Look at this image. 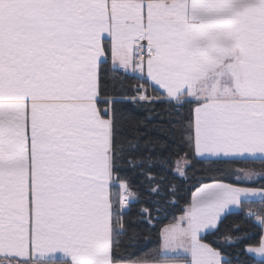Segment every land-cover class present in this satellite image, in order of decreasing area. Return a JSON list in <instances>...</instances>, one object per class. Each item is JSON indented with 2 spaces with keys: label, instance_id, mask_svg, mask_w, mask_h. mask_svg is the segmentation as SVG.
Masks as SVG:
<instances>
[{
  "label": "snow or ice",
  "instance_id": "obj_1",
  "mask_svg": "<svg viewBox=\"0 0 264 264\" xmlns=\"http://www.w3.org/2000/svg\"><path fill=\"white\" fill-rule=\"evenodd\" d=\"M235 161L264 164V0H0V264H144L192 178L154 264H248L264 173Z\"/></svg>",
  "mask_w": 264,
  "mask_h": 264
},
{
  "label": "trees",
  "instance_id": "obj_2",
  "mask_svg": "<svg viewBox=\"0 0 264 264\" xmlns=\"http://www.w3.org/2000/svg\"><path fill=\"white\" fill-rule=\"evenodd\" d=\"M144 83L143 81H137L135 79H129L128 87L135 88L138 84ZM149 94L156 95L158 93L153 92L152 89H148ZM157 109L161 108V105L156 106ZM139 115H144V113H138ZM153 124H160L162 121L153 120ZM155 134V133H154ZM181 159L187 160V157H184L183 153L179 155H171L166 163V169L172 173V175H177V168L183 169L185 161H180ZM179 162H182L179 166ZM222 167L230 168L232 170H253L258 173H264V164L260 163H251L246 161H235L223 164ZM191 176V172L189 173ZM196 177H200V173H196ZM216 178H220L219 174H217ZM181 178L177 175V180L175 182H180ZM204 183L211 182V177H205L203 179ZM226 182H233L232 180H228ZM239 185L244 186H252L262 188L264 187V181L259 179L243 182ZM199 187V182L197 178L189 179L186 182H183V188L181 190L180 196L178 198H172L174 203H169L167 205V210L161 212L160 214L153 213V218L150 224H142L140 225V229L143 233V236L146 237L142 240V243L133 250V259L139 258L143 262H154L153 261V249L159 247V238H160V231L161 229L168 224L174 223L180 215H182L183 209L186 207V204L190 201L192 192ZM251 207L253 211H256L259 208V205L256 203L245 205L243 211L240 212L239 215L230 217L229 220H236L240 221L242 225V231L249 234V239L245 240L241 247L246 246H255L259 243L262 229L258 227L255 223V218L252 217L251 219H245V213L247 208ZM228 222L226 221V224ZM241 259H245V257H241ZM248 264H261V261L264 259H256L252 256L247 258Z\"/></svg>",
  "mask_w": 264,
  "mask_h": 264
},
{
  "label": "crops",
  "instance_id": "obj_3",
  "mask_svg": "<svg viewBox=\"0 0 264 264\" xmlns=\"http://www.w3.org/2000/svg\"><path fill=\"white\" fill-rule=\"evenodd\" d=\"M246 171V170H245ZM243 175V173H241V176ZM258 178L257 177H253V179H252V181L253 180H257ZM245 182H248V181H245ZM210 183V182H209ZM238 186H241V187H252V186H244V185H238ZM255 188H258V187H255ZM195 191V190H194ZM193 191V192H194ZM250 200H258V198H249ZM169 225V224H168ZM168 225H165L162 229H161V231L166 227V226H168ZM161 231H160V233H161ZM262 236H264V230H262V233H261V237H260V240H261V238H262ZM260 240H259V243H260ZM259 243L257 244V245H255V246H253V247H258L259 246ZM159 244H160V238H159ZM250 256H252V257H254V258H256V259H264V256H260L259 254H255V253H252V254H250ZM144 264H154V262H144Z\"/></svg>",
  "mask_w": 264,
  "mask_h": 264
},
{
  "label": "rangeland",
  "instance_id": "obj_4",
  "mask_svg": "<svg viewBox=\"0 0 264 264\" xmlns=\"http://www.w3.org/2000/svg\"><path fill=\"white\" fill-rule=\"evenodd\" d=\"M180 161H185V160H184V159H181ZM181 163H182V162H179V166H182ZM161 232H162V231H161Z\"/></svg>",
  "mask_w": 264,
  "mask_h": 264
}]
</instances>
